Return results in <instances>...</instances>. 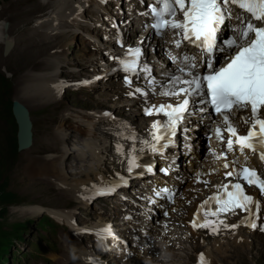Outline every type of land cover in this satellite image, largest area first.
Wrapping results in <instances>:
<instances>
[{
  "label": "snow or ice",
  "instance_id": "1",
  "mask_svg": "<svg viewBox=\"0 0 264 264\" xmlns=\"http://www.w3.org/2000/svg\"><path fill=\"white\" fill-rule=\"evenodd\" d=\"M229 5H235L248 15L237 17L240 20V26L235 29V38L224 40L221 44L218 43L220 39L218 32L225 20L231 18ZM148 7L155 21L151 24V28L155 30L156 35H162V30L169 27L179 30L175 32V35L182 36L183 41L198 48L203 57L197 62L195 57L184 55L182 58L184 66L179 67L177 71L188 78L171 77L169 83L173 85V88L161 93L166 97H183L181 102L175 105L171 103L154 105L151 109H146L149 115L153 112L163 113L167 118L153 122L152 127L158 133L153 137L156 144L161 139H168L166 135L159 134L162 130L165 133L168 130L175 133L176 126L182 120L190 103L195 102L201 105L202 112L206 111L207 106L210 105L215 113L223 117V124L226 126L223 130L229 135L225 138L218 125L216 136L226 143L228 151H233L235 144L241 152L248 149L252 153H258L260 161L264 162V0H155V3ZM178 13L182 14V19H176ZM181 42V39L173 41L177 48H180ZM214 51L228 53L225 63L219 68L216 67L214 60L207 57L208 53ZM140 54V48H135L129 49L127 55L138 58ZM172 59L176 60L177 57ZM198 63L206 71H199ZM120 64L126 72L137 71L136 59L120 60ZM125 79L131 83L127 77ZM152 82L149 81V83ZM135 92L141 93L142 90L137 88ZM193 97L198 99L192 100ZM241 110L250 111V116L241 117L242 123L248 125L244 135H240L230 121V115ZM156 144L149 145L154 153L158 151ZM167 146V144L162 145V147ZM135 151L136 149L133 148L127 156L129 173L134 168L140 167L137 164L138 157L134 154ZM247 159L248 157L245 156V160ZM224 167L228 168L229 165L225 163ZM147 171L151 172L153 169L149 167ZM161 171L167 173L168 169H161ZM234 174L237 176V182L229 181L217 186L223 190L222 193L218 192L209 196L198 206L197 212L193 213V219L190 221L193 229H211L213 233L218 232L221 226L236 229L237 224L225 223L223 219H219L220 214H235L237 209L252 214L251 205L253 204L257 210L260 209V202L246 194L245 184L240 181H244L249 186L258 187L260 194L264 195V178L257 170L246 166H242L238 171L235 169L228 171L225 176L231 177ZM123 183L126 184L127 181L124 180ZM204 183L207 185L208 182L204 181ZM111 191H114V188L107 189V192ZM98 193L105 194L103 190H98ZM165 193H168V199L171 200L172 195L167 188L157 190L155 195L161 196ZM212 201L216 204L215 210L208 207ZM202 211L201 220L199 213ZM164 214L168 215L167 212ZM209 216L216 217L217 220H210ZM241 223H248L252 229L258 227L255 220L249 222L247 217L241 220ZM259 227L261 231H264V225ZM199 264H204L203 253L200 254Z\"/></svg>",
  "mask_w": 264,
  "mask_h": 264
},
{
  "label": "rangeland",
  "instance_id": "2",
  "mask_svg": "<svg viewBox=\"0 0 264 264\" xmlns=\"http://www.w3.org/2000/svg\"><path fill=\"white\" fill-rule=\"evenodd\" d=\"M49 1L52 4L53 1ZM50 2L46 3L43 2V0H0V21H7L9 23L8 32L10 38L14 42L7 56L3 54V47L0 42V232L2 226L4 227L8 222L21 220L23 216L19 214V210H23L21 206L40 204L51 207L56 204H62L66 198V195L59 193L55 186L56 181L54 179L45 177V183L41 184L40 181L33 180L32 178H43V175L39 174L34 168V165L37 159L41 162L46 161L47 156L43 154L44 152L49 151L50 153L54 150L53 148L46 149L45 142H47V144H50L51 141L56 142V138L53 140L47 138L51 137V133H54L52 132L53 127L59 124L60 121L62 122L60 118L64 113V108L68 106L70 102L68 99L58 105L51 102L54 99H59V96L58 98L53 97L52 99L38 100L36 96V91L38 92L37 88L41 87L43 83H47L46 77L43 80H33V76L29 73L38 71L34 73L36 74L42 73L43 71L54 70L55 64L52 58L58 55L60 57H65L64 59L61 57L60 65H62L61 62L63 61H69L74 68L77 69L73 71L70 68L61 67L58 77L68 79L76 78L86 69L83 68L85 63H83L82 60L90 49L88 40L85 39L80 32L74 33L73 31H69L65 34L55 35L56 38H52L45 35L44 33L46 32L36 25L35 19L37 17L40 15H48L51 12L52 6ZM44 4L45 6H43ZM92 16L93 11L88 9L86 13H84L82 19L87 20V18ZM84 23L87 24V22ZM82 28L89 31L87 27ZM66 35H68L67 41L69 42L62 41V37ZM71 40H73V42ZM27 52L28 54L25 55ZM85 73L86 72H84V74ZM28 83H34V85L22 91L21 87ZM66 93L69 94L70 90H67ZM93 96L94 93L86 92L80 100L72 97L71 106L98 108L97 104L91 99ZM10 98H17L27 105L33 122L32 145L26 150L17 152L15 155L10 154V142L14 139V132L11 131L10 120L6 116L7 113L5 114L4 112L5 108L9 105ZM105 106L107 105L100 104L99 108ZM110 107H112L111 104L107 108ZM115 109L117 110V108ZM74 123L75 122H73V124ZM71 124L72 122L70 120H65L64 131L66 133L67 128H70L69 131L72 129V127H69ZM72 143L75 144L74 142ZM59 146L60 145L57 144L56 147ZM69 148L72 150L73 147ZM31 153H35L34 158H36V160L33 164L24 167V158L32 155ZM11 156H14V158ZM67 161L68 160H65L64 162ZM25 168H31L32 171H25ZM48 168L49 164L46 170H48ZM46 170L44 171L46 172ZM31 173L32 178L29 177L28 180L25 178L24 182L22 180L23 176ZM30 182L34 183V188L28 189V184H30ZM25 183L27 184L25 185ZM249 239L254 247L252 252L244 254V248V251L239 248V250L243 251L240 252V257L242 258L236 259L238 252L235 251V247L232 245L229 252L223 255L219 262H221V264H264V235L256 232L251 235ZM18 248L23 251L27 250V247H25L23 243L20 244ZM16 260L15 256H11L10 264L16 263ZM188 262L189 264H194L193 255L189 256ZM30 264L44 263L40 259H31Z\"/></svg>",
  "mask_w": 264,
  "mask_h": 264
},
{
  "label": "bare ground",
  "instance_id": "3",
  "mask_svg": "<svg viewBox=\"0 0 264 264\" xmlns=\"http://www.w3.org/2000/svg\"><path fill=\"white\" fill-rule=\"evenodd\" d=\"M52 1L53 2L51 4L49 0L48 1L43 0V2L46 3L50 2L52 6L51 12L48 15L39 16L35 19L36 25L42 28L43 31L47 33L44 34L52 38L55 37V35L58 36L60 33H65L66 31H74L75 29H77L76 26L81 27L82 25H85V23L79 21L82 19L84 15L83 12L84 7L93 6V8L98 10L102 8L100 6L94 5V0H52ZM95 1L101 3V0H95ZM43 6H45V4ZM96 16L99 17L98 12H96ZM101 19L100 22H102ZM2 26H3V21H0V42H2V46H3L7 40H10V34L8 32L9 28L5 30ZM103 33H105V30ZM95 34H98V32L95 31ZM87 35H90V33H87ZM26 54H28V52L25 53V55ZM52 59L55 64L53 73L57 74L62 66L60 65L61 57L57 55L54 56ZM42 73L33 74L32 75L33 80H43L45 78V74ZM56 80L57 77L48 80L47 83H43L41 87L37 88L38 92L36 91V96L38 100L42 101L43 99L44 100L52 99L53 97L58 98L60 92L58 91L56 93H53L51 86V84ZM33 85L34 83L24 84L21 87V90L25 91ZM103 93L107 94L106 92ZM115 111H117L119 114H122L120 108H117V110L115 109ZM77 112L78 113L76 114H71L72 116H75L76 117L75 120L78 121V124L74 127L73 130L74 135L65 138L67 133L64 131V126H65L64 122L65 119L69 117L70 113L68 112L64 113V115L60 118L62 122L60 121L59 124L53 127L52 132L54 133H51V137L47 139L53 140L54 138H56V142L51 141L50 144H47V142H45L46 144L45 148L46 149L53 148L54 150L51 151L50 153L49 151L44 152L43 154H46L47 156L46 161L44 160L45 162H41L39 159H37L34 165V168L39 172L40 175H43V178H32L33 180H41L40 183L43 184L45 183V177L50 178L48 174L53 173L55 174L54 180L56 182L61 181L69 185L68 189H62L55 182V186L57 187V189L63 190L64 194L67 193V195L70 196L73 195V189L79 187L83 183H86L88 180L92 179L97 174L99 176H102V174L105 172L104 167H106V169L110 171L109 166L112 163L111 160H109L107 165L103 162L106 160V157L108 156V150L111 149L110 136L104 130L105 123H103L100 119L98 121H94L93 120L94 114L90 112L86 113L84 111H79V110H77ZM96 112H100V110H96ZM135 117L136 116L131 113H129L128 115L129 119H134ZM63 141L67 143L74 142L75 149L67 152L66 147L61 145ZM57 144H59L60 146L56 147ZM31 154L32 155H29L24 158L25 160L24 167L31 165L35 162L36 160V158H34L35 153H31ZM65 160L68 161L72 160L74 163L68 165L67 164L68 161L64 162ZM48 164H49V168L48 170H46ZM44 170H46V172ZM25 171L31 172L32 170L31 168L28 169L25 168ZM70 174L73 175L72 179H70ZM25 178L26 176L24 175L22 178L24 182H25ZM26 184L27 183H25V185ZM28 185H29L28 189L34 188V183L30 182V184ZM19 214L22 215L23 210H19ZM249 237H251V235H247L242 230L239 229L229 234H226L221 239H214L213 241H211V243H209L204 247L208 255L210 256L208 262L205 264H221L219 260L223 257V255L229 252V249L232 247V245H234L235 251L238 252V256L236 257V259L242 258L240 257V252L243 250V248L245 250L244 254L245 253L248 254L252 252L254 247ZM239 248H241L242 250H239Z\"/></svg>",
  "mask_w": 264,
  "mask_h": 264
},
{
  "label": "water",
  "instance_id": "4",
  "mask_svg": "<svg viewBox=\"0 0 264 264\" xmlns=\"http://www.w3.org/2000/svg\"><path fill=\"white\" fill-rule=\"evenodd\" d=\"M9 47L10 44L7 43ZM12 110L18 122V145L20 148L27 147L31 143V122L28 116V110L17 101H13Z\"/></svg>",
  "mask_w": 264,
  "mask_h": 264
},
{
  "label": "trees",
  "instance_id": "5",
  "mask_svg": "<svg viewBox=\"0 0 264 264\" xmlns=\"http://www.w3.org/2000/svg\"><path fill=\"white\" fill-rule=\"evenodd\" d=\"M17 228L19 224L16 225ZM10 246V239L0 235V259L4 257V255L8 252V248Z\"/></svg>",
  "mask_w": 264,
  "mask_h": 264
}]
</instances>
